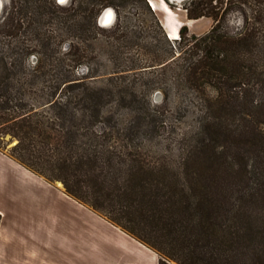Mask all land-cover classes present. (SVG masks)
Here are the masks:
<instances>
[{"label":"rangeland","instance_id":"1","mask_svg":"<svg viewBox=\"0 0 264 264\" xmlns=\"http://www.w3.org/2000/svg\"><path fill=\"white\" fill-rule=\"evenodd\" d=\"M165 1L176 15L173 24L186 25L187 0ZM2 2L0 104L5 105L0 116H26L21 125L31 126L29 152L43 174L13 157L17 138H4L0 152L40 178L43 183L37 189L46 196L34 202L21 194L18 203V196L9 197L11 191L2 192L0 225L22 224L21 235L29 236L31 224H77L69 202L103 224L122 229L111 222L122 218L166 264H245L257 249H264V163L249 153L244 173V161L236 158L234 149L225 162L218 160L216 171L195 162L198 158L190 155L201 114L194 107L177 109L182 104L171 73L172 100L166 105L160 89L165 72L160 66L142 68L151 56L145 47L160 45L162 31L169 35L162 11H154L148 0ZM43 7L51 13H44ZM109 7L117 15L114 25L120 23L122 29L101 27L100 16ZM192 21L189 33L198 36L215 24L207 17ZM241 25V15L232 13L231 30ZM133 64L139 69L128 70ZM140 166L149 172L138 173ZM256 166L257 175L251 172ZM132 167L134 179L140 175L160 184L153 189L160 194L157 204L140 205V196H123ZM206 175H213L212 191L202 181ZM67 181L88 201L70 196ZM95 201L105 209H95ZM88 225L86 236H96ZM44 232L38 228L37 236ZM223 240L232 251L222 249ZM254 257L262 263L261 256Z\"/></svg>","mask_w":264,"mask_h":264},{"label":"trees","instance_id":"2","mask_svg":"<svg viewBox=\"0 0 264 264\" xmlns=\"http://www.w3.org/2000/svg\"><path fill=\"white\" fill-rule=\"evenodd\" d=\"M183 8L190 20L204 17L213 19V28L198 36L191 35L187 25H182L179 40H171L162 31L163 40L160 45L145 47V52L151 56L144 60L142 68L160 66L165 72L160 89L166 105L172 100L169 80L171 75L176 84L179 103L182 104L177 109L186 111L194 107L201 114L200 129L195 138L196 146L190 155L201 160L195 159V162L207 163L210 169L216 171L217 163L221 162L218 160L224 159L225 162L226 154L230 150L232 153L234 149L237 154L233 155L244 161L245 173L247 167L249 168L247 162L245 163L249 153L255 154L264 163V0H187ZM85 9L90 15L95 14L93 8ZM43 10L44 13H51V9L47 7H43ZM235 12L241 15L242 25L237 30H231L229 17ZM114 27L122 29L120 23ZM159 27L161 28L160 24ZM136 66L137 64H133L128 70L139 69ZM209 92L213 95H209ZM190 97L195 102L192 99L189 102ZM4 105L2 103L0 107ZM25 118L24 115L14 114L0 116V149H4V138L8 135L12 139L17 138L19 143L14 149L13 157L31 171L43 174L42 166L33 160L29 152L32 130L29 125H21ZM146 167L140 166L138 173L149 172L150 169ZM258 169L256 166L251 171L252 174L257 175ZM134 170L132 167L128 172L132 174ZM132 176L125 181L123 196H140V205L150 207L152 203L157 204L160 194L153 189H160V184L155 185L152 180L141 179L140 175L138 179H134V174ZM212 176L206 175L202 180L208 191L215 187ZM65 186L70 196L88 201L87 196L75 192L68 181ZM149 203L151 204L148 205ZM92 206L97 210L105 209L101 201H95ZM127 221L133 223L131 219ZM111 222L143 244L150 245L138 237L134 229L125 225L122 218L113 217ZM223 243L222 249L227 253L231 246L229 247L226 240ZM256 255L261 256L258 258L262 259V263L256 262ZM256 255L245 264H264V249H257ZM160 264L166 262L160 260Z\"/></svg>","mask_w":264,"mask_h":264},{"label":"crops","instance_id":"3","mask_svg":"<svg viewBox=\"0 0 264 264\" xmlns=\"http://www.w3.org/2000/svg\"><path fill=\"white\" fill-rule=\"evenodd\" d=\"M153 1L160 3V0ZM195 22L188 20L186 25L192 27ZM40 180L0 152V197L9 190V197L16 200L18 196V203L21 194L36 202L46 196L45 191L37 189L38 184L43 183ZM62 197L58 195L65 201ZM67 204L74 214L67 213L77 217V224H31L34 230L28 231L29 236L21 235L22 224L0 225V264H160L158 254L133 236L113 224L96 220L79 205ZM54 207L63 211L57 205ZM14 208L19 211L18 206ZM33 212L37 214L35 205ZM86 224L96 236H86ZM38 228L45 231L43 236H37Z\"/></svg>","mask_w":264,"mask_h":264},{"label":"bare ground","instance_id":"4","mask_svg":"<svg viewBox=\"0 0 264 264\" xmlns=\"http://www.w3.org/2000/svg\"><path fill=\"white\" fill-rule=\"evenodd\" d=\"M65 1H67V0H61L62 3H64ZM150 2H151L152 8L155 11L160 10V11H162V12H164L166 14L165 27L168 30L169 38L171 40H179L180 39V33H179L180 26H179L178 23L177 24H173L174 17H176V15L173 12V10L170 9L169 6L165 2H163V0H160L159 1L160 3H156V1L154 2L153 0L150 1ZM2 6H3V3L0 0V12H1ZM115 16H116V19H117L116 12H115V14L113 12H110L109 14H107L106 17L103 18V23L104 24L111 23Z\"/></svg>","mask_w":264,"mask_h":264},{"label":"water","instance_id":"5","mask_svg":"<svg viewBox=\"0 0 264 264\" xmlns=\"http://www.w3.org/2000/svg\"><path fill=\"white\" fill-rule=\"evenodd\" d=\"M59 2H61V0H59ZM66 2V1H65ZM62 3V2H61ZM150 5H151V3H150ZM110 12H113L114 14H115V10L113 9V8H106L104 11H103V13H102V15L100 16V19H99V23L101 24V26H103V27H108V26H111V25H113L114 24V22H115V20H116V16L114 17V19H113V21L111 22V23H109V24H104L103 23V18L104 17H106L107 16V14H109ZM111 15V14H110ZM168 37H169V35H168Z\"/></svg>","mask_w":264,"mask_h":264},{"label":"flooded vegetation","instance_id":"6","mask_svg":"<svg viewBox=\"0 0 264 264\" xmlns=\"http://www.w3.org/2000/svg\"><path fill=\"white\" fill-rule=\"evenodd\" d=\"M2 1V0H1ZM3 3V2H2Z\"/></svg>","mask_w":264,"mask_h":264}]
</instances>
